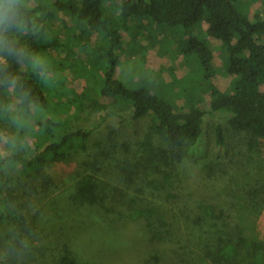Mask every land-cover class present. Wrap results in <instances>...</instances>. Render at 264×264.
Returning <instances> with one entry per match:
<instances>
[{
  "label": "trees",
  "instance_id": "trees-1",
  "mask_svg": "<svg viewBox=\"0 0 264 264\" xmlns=\"http://www.w3.org/2000/svg\"><path fill=\"white\" fill-rule=\"evenodd\" d=\"M115 1L116 14L108 13L105 0H0V168L6 183L21 184L77 160L66 197L73 211L97 210L120 227L130 224L144 233L147 254L140 264H264V241L251 218L264 206V188L246 186L236 161L178 168L182 152L201 138L208 115L229 116L227 126L216 128L219 146L226 144L228 131L240 135L245 156L264 143V19L250 18L238 0ZM59 20L75 27L73 38L49 33ZM161 33L162 48L169 39L191 36L190 48L177 43L174 49L185 68L193 56L197 64V73L190 74L200 85L183 105L154 89L162 79L148 80V87L123 81L125 46L132 44L128 54L138 59L149 50L140 41L151 42ZM141 61L146 75L158 70L145 57ZM222 71L231 79L226 89L215 83ZM146 75L139 79H149ZM67 79L77 84L95 79L102 87L93 89L91 99L78 93L62 99L59 88ZM80 103L90 116L99 112L97 126L70 122V111ZM115 117L121 126L152 118L138 145L142 158L115 130L94 142L100 122ZM155 136L165 152L158 162ZM114 161L122 189L103 179ZM12 261L7 264H19ZM49 264L98 262L81 261L64 244Z\"/></svg>",
  "mask_w": 264,
  "mask_h": 264
},
{
  "label": "rangeland",
  "instance_id": "rangeland-1",
  "mask_svg": "<svg viewBox=\"0 0 264 264\" xmlns=\"http://www.w3.org/2000/svg\"><path fill=\"white\" fill-rule=\"evenodd\" d=\"M104 4L108 13H117L118 4L115 0H105ZM237 5L241 11L249 13L250 18L251 15L260 14L264 19V0H238ZM49 33L52 35L67 34L73 38L77 31L70 22L59 20L54 23ZM162 34L154 36L151 42L140 41L142 47L146 46L149 50H146V54L139 56L138 59L128 54L132 49V44L125 46L122 50L124 58L122 67L125 68L123 81L129 84L134 80L136 87H148L150 85L148 80L157 82L158 79H162L154 83V89L169 95L173 101L176 100L177 103L183 105L186 96H194V92L200 85L193 80L190 74L197 73V64L194 56L190 59L192 54L189 53L188 57L193 64L185 68L183 57H180V61H176L174 49H177V43L181 48L187 47L190 43L188 47L190 48L191 36L169 39L166 48H162L161 42L164 40ZM142 56L145 57L149 67L158 70L146 75L145 66L141 61ZM221 64V55L217 53V65L221 66ZM144 75L149 79H139ZM138 80L143 81L138 82ZM67 82L59 88L62 99L73 98L76 93L80 94L83 100L91 99L94 96L93 89L102 87L101 81L95 79L85 80L82 84L72 83L71 79H67ZM215 83L226 89L231 85V79L222 71L218 74ZM169 98L168 100L171 101ZM87 113L88 111H83V104L80 103L77 110L70 111L69 120L70 122L74 120L81 122L84 128L97 126L96 121L100 120L99 112L92 116ZM228 118L229 116L225 114L208 115L201 138L182 152L183 162L178 168L195 170V168L203 169L206 164H216L215 167H217L222 163L236 161L239 166L242 164L240 170L245 171L242 182L246 186L252 184L264 188V143L252 155L247 154L246 156L244 154L246 148L239 134L228 131L225 136L226 144L219 146L216 143V128L219 125L227 126ZM13 119L15 122L18 120L16 114ZM120 121L116 117L105 123L101 121L102 128L94 142H101L110 130H115L118 132L117 139L126 142L130 150H136L135 153L138 152L142 158L143 152L139 150L138 145L150 132L152 118L148 117L139 122L129 121L124 126L119 125ZM31 139L34 137L32 136ZM153 143L160 147V154L156 159L158 162L161 156L165 157V152L162 151L164 146L158 136L153 138ZM116 163L117 161L111 162V165L104 169L105 178L103 179L114 187L122 189L125 186L119 183ZM77 164V160L70 159L69 162L54 166L53 170H44L43 175H37L39 178L36 177L33 180L23 178L21 184L17 185L6 183L3 176L5 170L0 168V174L2 173L0 175V264L14 263L12 259L19 264H49L54 259L57 249L64 244L69 245L81 261H97L98 264H140L143 262L147 254L144 251L146 247H142L143 242H141V238L143 241L147 240L144 233L139 232L130 224L120 227L110 216L107 217L97 210H94L95 212L91 210L73 211V204L66 197L70 191V188L68 189L70 187L68 185L69 172L76 170ZM161 169L162 166L159 170ZM8 172L13 178L15 173ZM6 173L7 170L5 176H8ZM147 197L152 196L148 194ZM48 209H52L51 212H58L57 215H61L63 219L53 218L50 213L48 214ZM251 218L256 222L257 235L264 241V206L255 211ZM124 242H127L126 246L123 245ZM117 243L122 245L119 247ZM157 249L163 251V247ZM158 257H160L159 254Z\"/></svg>",
  "mask_w": 264,
  "mask_h": 264
}]
</instances>
